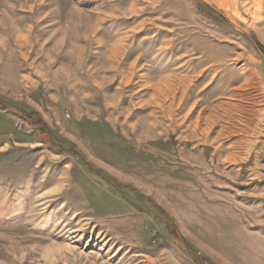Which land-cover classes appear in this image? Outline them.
Masks as SVG:
<instances>
[{
  "label": "rangeland",
  "instance_id": "rangeland-1",
  "mask_svg": "<svg viewBox=\"0 0 264 264\" xmlns=\"http://www.w3.org/2000/svg\"><path fill=\"white\" fill-rule=\"evenodd\" d=\"M0 264H264V0H0Z\"/></svg>",
  "mask_w": 264,
  "mask_h": 264
},
{
  "label": "bare ground",
  "instance_id": "bare-ground-1",
  "mask_svg": "<svg viewBox=\"0 0 264 264\" xmlns=\"http://www.w3.org/2000/svg\"><path fill=\"white\" fill-rule=\"evenodd\" d=\"M197 6V5H196ZM164 78V77H163ZM187 81V80H186ZM160 84V83H159ZM172 84V83H171ZM190 86V85H189ZM165 89H167L169 92H171L172 94L175 92V90L177 89V87H175V86H172V87H169L168 85H165V87H164ZM187 89V88H186ZM187 92V91H186ZM176 93V92H175ZM184 95H185V93H184ZM184 97V96H183ZM180 99V98H179ZM181 100H183L182 98H181ZM171 105V104H170ZM201 112V111H200ZM200 117V116H199ZM206 117V116H205ZM171 121V120H170ZM196 122V121H195ZM200 123V122H199ZM143 127V126H142ZM207 127V126H206ZM71 239V238H70Z\"/></svg>",
  "mask_w": 264,
  "mask_h": 264
},
{
  "label": "trees",
  "instance_id": "trees-1",
  "mask_svg": "<svg viewBox=\"0 0 264 264\" xmlns=\"http://www.w3.org/2000/svg\"><path fill=\"white\" fill-rule=\"evenodd\" d=\"M20 111H22L21 113L24 112V110H20ZM24 116H25V115H24ZM24 116H23V117H24ZM34 117H36L34 113H33V114H28V113H27V117H26L27 119H30V120L34 121L35 119H37V118H34ZM33 118H34V119H33Z\"/></svg>",
  "mask_w": 264,
  "mask_h": 264
},
{
  "label": "built area",
  "instance_id": "built-area-1",
  "mask_svg": "<svg viewBox=\"0 0 264 264\" xmlns=\"http://www.w3.org/2000/svg\"><path fill=\"white\" fill-rule=\"evenodd\" d=\"M17 126L20 128L21 126L17 124Z\"/></svg>",
  "mask_w": 264,
  "mask_h": 264
}]
</instances>
